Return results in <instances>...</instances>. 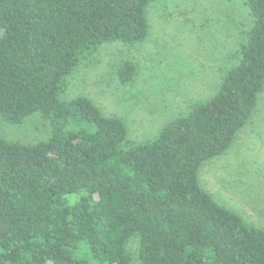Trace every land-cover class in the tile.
<instances>
[{"label": "trees", "instance_id": "trees-1", "mask_svg": "<svg viewBox=\"0 0 264 264\" xmlns=\"http://www.w3.org/2000/svg\"><path fill=\"white\" fill-rule=\"evenodd\" d=\"M157 1L0 0V120L49 126L35 143L0 137V264H264V229L199 183L264 91V0H244L253 25L216 92L150 140L62 97L102 45L143 43ZM137 72L126 60L115 77L127 86Z\"/></svg>", "mask_w": 264, "mask_h": 264}, {"label": "rangeland", "instance_id": "rangeland-1", "mask_svg": "<svg viewBox=\"0 0 264 264\" xmlns=\"http://www.w3.org/2000/svg\"><path fill=\"white\" fill-rule=\"evenodd\" d=\"M143 43L102 45L66 78L64 100L84 96L106 116L122 118L128 138L143 142L191 106L210 98L239 60L253 19L244 0H159L147 7ZM132 61L137 76L121 86L116 66ZM49 133L38 114L20 125L0 120V137L35 143ZM199 183L216 203L264 229V91L254 113L223 154L204 162Z\"/></svg>", "mask_w": 264, "mask_h": 264}]
</instances>
